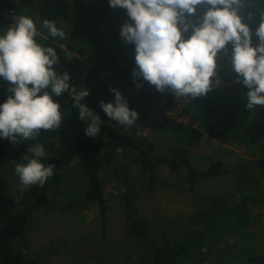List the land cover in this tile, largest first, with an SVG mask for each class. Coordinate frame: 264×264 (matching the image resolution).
Returning a JSON list of instances; mask_svg holds the SVG:
<instances>
[{
    "label": "rangeland",
    "instance_id": "374dc122",
    "mask_svg": "<svg viewBox=\"0 0 264 264\" xmlns=\"http://www.w3.org/2000/svg\"><path fill=\"white\" fill-rule=\"evenodd\" d=\"M2 2L0 35L14 27L20 16L24 15L30 16L37 23L38 32L41 33L38 37L46 38L36 0ZM71 2L73 20L71 23L60 20V28L65 33L64 42L75 46L74 54L78 55V50H83L88 63L80 90L85 87L90 93L88 98L108 103L115 99L110 89H117L128 101L129 108L136 110L139 115L130 128L118 122L116 126L134 137H148L156 144L153 152L155 155L165 153L168 148L165 118L172 116L179 121L183 120L179 110L170 108L169 103L172 101L183 106L191 98L175 97L170 91L163 92L160 98L144 96L141 89L126 86L106 72L103 65L111 55H116L117 65L135 60V45L125 43L119 35L121 26L126 21L131 22L127 10L111 8L109 0ZM203 10L202 6H197L196 15L199 16ZM195 19L192 17L193 21ZM258 23V17L251 22L253 46L259 43L255 36ZM227 47L228 52L221 53L217 60V71L223 86L211 90L220 95L223 107L231 104L239 85L236 83L238 74L232 71L230 63L232 45ZM7 86L8 83L0 77V97ZM256 119L264 120V109ZM41 144L46 154L59 153L56 139H48ZM257 149L252 142L222 143L205 135L192 154L196 166L202 169L213 161L221 160L230 172L203 179L191 186L185 180L184 169L174 171L162 166L158 171L155 189L149 188L148 176L132 162L130 153L119 149L114 161L104 165L100 171L108 208L105 239L102 236V218L97 203L83 199L82 192L87 185L84 170L78 165L65 167L60 172L62 184L50 193L53 201L57 202L56 206L51 211L36 210L27 227V240L21 242L25 246V257L37 260L40 264H95L98 261L105 264H151L152 253L162 241L176 240L192 228L203 230L201 221L197 219L194 222L192 217L197 211L211 205L215 197H227L234 204L240 201L243 193H252L255 173L248 165V160L253 156L264 159V150ZM252 150L256 151L250 154ZM31 157V153L25 156V161ZM24 188L15 173V166L1 165L0 211L7 207H21ZM126 198L131 200L137 216L148 223V237L140 238L131 232V220L126 214ZM255 212L260 214L258 210ZM238 238L232 240L239 246L241 237ZM221 239L217 246L209 247V241L208 246L203 243L193 246L191 254L195 264H224L221 258L225 261L227 257L233 258L230 254L232 249L223 241L227 238ZM263 245L258 244L253 253L256 263L264 262ZM187 264L193 262L188 261Z\"/></svg>",
    "mask_w": 264,
    "mask_h": 264
},
{
    "label": "trees",
    "instance_id": "16d2710c",
    "mask_svg": "<svg viewBox=\"0 0 264 264\" xmlns=\"http://www.w3.org/2000/svg\"><path fill=\"white\" fill-rule=\"evenodd\" d=\"M41 23L44 20L54 21L59 29L60 20L71 23L74 17L71 0H36ZM3 2L0 0V9ZM13 6V5H12ZM46 31V30H45ZM37 41L55 48L60 64L58 72L67 71L70 75V87L80 90L84 76L88 70V63L84 58V51L78 50L74 54L75 46L65 43L59 38L48 36L36 37ZM77 51V50H76ZM83 55V56H81ZM116 55H111L103 68L126 86L141 89L144 96L154 95L160 98L163 93L156 90L148 82L143 81L142 87L137 88L132 75L136 66L135 60L116 64ZM8 83V82H7ZM239 84V83H238ZM0 97L3 104L9 95L8 91ZM248 89L239 84L230 105L223 107L222 99L216 92L209 91L206 95L190 99L187 105L179 106L169 103L172 109H178L183 120L166 117L164 127L167 132L168 148L165 153L155 155L156 144L148 137H134L129 132L116 126L99 107L100 100L85 98L86 103L102 123L99 134L93 139L85 135L87 121L78 119V109L73 107V100L69 93L61 97H54L60 105L62 123L58 129H41L35 140L13 143L0 137V166L10 167L16 163H26L25 156L29 155L28 147L41 144L48 139H56L59 144L58 154H46L42 162L56 165L53 175L41 187L38 184L25 187L22 191L23 205L19 208L7 207L0 211V264H40L37 260H28L24 254L26 230L36 210L51 211L57 204L50 197V193L62 184L61 170L71 165H78L84 170L87 185L84 187L83 199L95 202L99 207L102 218V236L107 237V201L106 192L100 171L104 165H110L117 157L118 150L130 153L132 162L148 176L150 189L156 188L158 171L162 166L171 170L184 169L186 182L194 186L203 179H211L228 174L229 168L221 160L213 161L209 166L199 169L193 161V151L205 135H209L222 143L237 141L239 144L255 143L256 148L264 150V120L256 119L264 106H256L249 111L246 108ZM172 98V96H171ZM257 149V150H258ZM256 150L249 151L253 154ZM248 165L255 173L253 191L243 193L239 202L231 203L227 197H215L211 205L197 211L192 220L199 219L202 231L192 228L176 240L166 239L156 246L152 253L151 264H187L193 260L192 247L203 243L209 247L217 246L221 238L232 249L233 258L227 257V264H264L254 262L253 253L256 246L264 244V159L253 156ZM126 214L131 220V232L140 237H148L149 225L145 219L138 217L133 204L126 198ZM258 210L260 214L255 212ZM241 237V244L235 245L234 239ZM211 242L213 244H211ZM264 246V245H263ZM95 264H105L98 261Z\"/></svg>",
    "mask_w": 264,
    "mask_h": 264
},
{
    "label": "clouds",
    "instance_id": "9594fccd",
    "mask_svg": "<svg viewBox=\"0 0 264 264\" xmlns=\"http://www.w3.org/2000/svg\"><path fill=\"white\" fill-rule=\"evenodd\" d=\"M113 9L127 10L128 20L119 35L135 45L132 75L137 88L146 81L163 93L192 100L206 95L213 87H222L217 71L221 53L231 49V68L236 83L248 89L246 108L264 106V0H109ZM197 6L204 10L197 16ZM195 17V21L192 20ZM259 18L253 46L251 22ZM41 27L52 38L64 39L65 33L54 21L44 20ZM190 33V35H188ZM37 23L20 16L14 27L0 35V77L9 83V95L0 104V137L14 144L35 140L41 129L61 126L60 103L54 97L69 93L78 119L87 121L85 135L95 138L102 120L86 103L85 87H70L67 71L58 72L60 58L51 46L37 41ZM115 99L99 102L113 121L130 128L138 112L115 88ZM32 154L26 163H16L15 173L24 187L43 186L56 165L42 162L46 151L42 144L28 147Z\"/></svg>",
    "mask_w": 264,
    "mask_h": 264
}]
</instances>
